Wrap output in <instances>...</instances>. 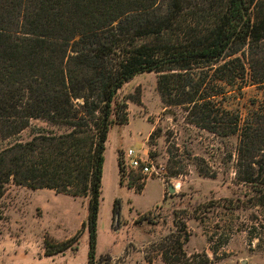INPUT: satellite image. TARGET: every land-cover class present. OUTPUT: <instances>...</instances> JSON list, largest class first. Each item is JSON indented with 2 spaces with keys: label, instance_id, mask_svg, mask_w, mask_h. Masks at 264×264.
<instances>
[{
  "label": "trees",
  "instance_id": "trees-1",
  "mask_svg": "<svg viewBox=\"0 0 264 264\" xmlns=\"http://www.w3.org/2000/svg\"><path fill=\"white\" fill-rule=\"evenodd\" d=\"M151 72L165 106L238 136L236 180L264 205V103L243 116L216 101L264 86V0H0V135L28 133L0 150V198L9 183L89 197L88 264H110L95 244L112 103Z\"/></svg>",
  "mask_w": 264,
  "mask_h": 264
},
{
  "label": "rangeland",
  "instance_id": "rangeland-1",
  "mask_svg": "<svg viewBox=\"0 0 264 264\" xmlns=\"http://www.w3.org/2000/svg\"><path fill=\"white\" fill-rule=\"evenodd\" d=\"M158 75H136L113 100L95 259L167 264V255L168 264H264V205L253 206L236 180L238 136L203 130L189 122L185 108L165 106ZM232 90L216 100L225 110L245 116L264 103V86ZM120 104L125 121L119 125L112 120ZM27 136L0 135V150ZM128 148L146 152L160 176L124 173L120 156ZM88 202L7 184L0 198V264H88ZM66 242L70 247L57 252Z\"/></svg>",
  "mask_w": 264,
  "mask_h": 264
},
{
  "label": "built area",
  "instance_id": "built-area-1",
  "mask_svg": "<svg viewBox=\"0 0 264 264\" xmlns=\"http://www.w3.org/2000/svg\"><path fill=\"white\" fill-rule=\"evenodd\" d=\"M120 167L124 173H133L142 179L158 178L157 169L146 152L128 148L120 156Z\"/></svg>",
  "mask_w": 264,
  "mask_h": 264
},
{
  "label": "water",
  "instance_id": "water-1",
  "mask_svg": "<svg viewBox=\"0 0 264 264\" xmlns=\"http://www.w3.org/2000/svg\"><path fill=\"white\" fill-rule=\"evenodd\" d=\"M168 192L171 194V193L174 192V189H173L172 187H169V188H168Z\"/></svg>",
  "mask_w": 264,
  "mask_h": 264
}]
</instances>
